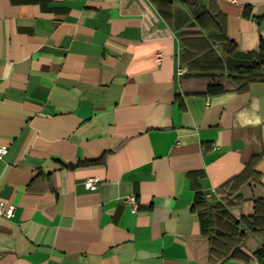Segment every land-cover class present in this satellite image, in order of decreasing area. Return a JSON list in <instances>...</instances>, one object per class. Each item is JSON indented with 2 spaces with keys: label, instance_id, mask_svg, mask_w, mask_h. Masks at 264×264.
<instances>
[{
  "label": "crops",
  "instance_id": "obj_1",
  "mask_svg": "<svg viewBox=\"0 0 264 264\" xmlns=\"http://www.w3.org/2000/svg\"><path fill=\"white\" fill-rule=\"evenodd\" d=\"M227 46L264 47V0H0V264H264V233L207 242L264 201V72L229 79Z\"/></svg>",
  "mask_w": 264,
  "mask_h": 264
},
{
  "label": "trees",
  "instance_id": "obj_2",
  "mask_svg": "<svg viewBox=\"0 0 264 264\" xmlns=\"http://www.w3.org/2000/svg\"><path fill=\"white\" fill-rule=\"evenodd\" d=\"M184 31H187L184 30ZM231 46V43H228ZM227 49L233 55L228 68L231 74L228 78L236 81L243 76L249 80L264 72V47L258 52L234 53V48ZM233 46V45H232ZM223 69V67H220ZM186 90L196 94L217 95L232 88L233 83L227 81L221 74H204L200 76H186L184 78ZM199 199V198H198ZM242 195L235 196L233 200H227L226 204L217 203L213 206L214 212L208 216V227L213 235L207 237L208 246L212 255L220 258H243L241 247L245 238L244 226L255 234L264 233V201L252 200L253 209L250 214H241L236 217L232 210L238 211V205H243ZM240 214V213H239ZM263 249L258 251V256L263 255Z\"/></svg>",
  "mask_w": 264,
  "mask_h": 264
},
{
  "label": "built area",
  "instance_id": "obj_3",
  "mask_svg": "<svg viewBox=\"0 0 264 264\" xmlns=\"http://www.w3.org/2000/svg\"><path fill=\"white\" fill-rule=\"evenodd\" d=\"M232 2H237L238 0H229ZM6 148L1 147L0 148V161L2 160L3 156L6 154ZM98 179L96 178H88L85 181V187L88 190H95L98 187ZM126 203L131 204L132 206V211L136 212L137 211V200L135 197L131 196L126 199ZM15 213V207L13 205H8L3 202H0V216L4 217L6 219H11L13 218Z\"/></svg>",
  "mask_w": 264,
  "mask_h": 264
}]
</instances>
